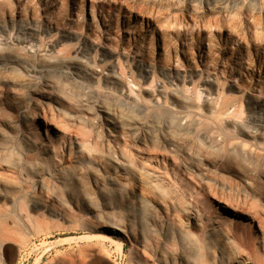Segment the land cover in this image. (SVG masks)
Wrapping results in <instances>:
<instances>
[{"label":"rangeland","instance_id":"374dc122","mask_svg":"<svg viewBox=\"0 0 264 264\" xmlns=\"http://www.w3.org/2000/svg\"><path fill=\"white\" fill-rule=\"evenodd\" d=\"M263 137L264 0H0V264H264Z\"/></svg>","mask_w":264,"mask_h":264},{"label":"bare ground","instance_id":"6f19581e","mask_svg":"<svg viewBox=\"0 0 264 264\" xmlns=\"http://www.w3.org/2000/svg\"><path fill=\"white\" fill-rule=\"evenodd\" d=\"M233 81V80H232ZM253 95H256V94H253ZM255 104H259L260 105V102H258V100L256 101V103ZM259 107V106H258ZM114 117V116H113ZM116 118H117V116H116ZM33 120H36V117H33ZM235 124H237V123H235ZM239 125V124H238ZM242 125V124H241ZM243 126V125H242ZM245 126V125H244ZM246 127V126H245ZM241 129V128H240ZM249 130V129H248ZM252 136V135H251ZM263 139H264V137H263ZM237 144V143H236ZM241 144H242V142H241ZM242 145H244V144H242ZM245 146V145H244ZM247 146V145H246ZM248 147V146H247ZM239 148V147H238ZM241 148H243V146L241 147ZM250 148V147H249ZM246 149H248V148H246ZM236 150V149H235ZM239 150H240V148H239ZM241 150H243V149H241ZM245 150V149H244ZM244 150H243V152H244ZM250 150V149H249ZM247 151V150H246ZM242 152V153H243ZM251 152V151H250ZM249 153V152H248ZM210 154V153H209ZM231 154H232V152H231ZM244 154V153H243ZM247 154V153H246ZM205 155V154H204ZM212 155V154H211ZM230 155V154H229ZM238 155V157H241V155L239 156V153L237 154ZM226 156V155H225ZM243 156V155H242ZM253 156V155H252ZM202 157V156H201ZM210 157V156H209ZM208 157V155L206 154V156H205V159L208 161V162H210V163H213V164H215V163H217L218 162V160L216 161L215 159L214 160H211L210 158ZM228 157V156H227ZM233 157V156H232ZM237 156L235 157L236 158V161L239 159ZM255 158H256V156H255ZM213 159V158H212ZM231 160H233V158L231 159ZM230 160V161H231ZM235 160V159H234ZM241 159H239L238 161H240ZM244 160V159H243ZM203 161V160H202ZM222 163H223V161H221ZM228 162V161H227ZM235 162V161H234ZM240 162H242V160L240 161ZM244 162V161H243ZM233 163V162H232ZM241 164L242 163H238L237 165H239V168H240V166H241ZM244 164V163H243ZM252 164V163H251ZM230 165H232V164H230ZM236 165V164H235ZM242 166H244V165H242ZM241 166V167H242ZM249 166V165H248ZM237 167V166H236ZM255 167V166H254ZM234 168H235V166H234ZM238 168V167H237ZM252 168V167H251ZM250 168V169H251ZM256 168V167H255ZM237 170H241V168L240 169H237ZM244 170H247V169H244ZM256 170V169H255ZM248 171H250V170H248ZM252 171V170H251ZM258 171V170H257ZM241 172V171H240ZM246 172V171H245ZM244 172V173H245ZM253 172V171H252ZM258 172H260V171H258ZM238 173V172H237ZM253 173H255V172H253ZM250 174V173H249ZM256 175V174H255ZM251 176V175H250ZM253 176V175H252ZM262 176V175H261ZM258 177V176H257ZM248 179H249V176H248ZM255 179V180H254ZM250 180V179H249ZM254 182H256V178L254 177L253 179H252ZM8 182V181H7ZM258 182H260V181H258ZM257 182V183H258ZM262 182V181H261ZM256 183V184H257ZM264 185V184H263ZM228 205V204H227ZM229 206V205H228ZM231 206V205H230ZM232 207V206H231ZM226 209V208H225ZM235 209H238L239 210V208H236L235 207ZM228 211V210H227ZM234 212H235V210H234ZM240 212V211H239ZM250 217V216H249ZM252 220H254V218H252ZM109 228H111L112 230H114V232L115 231H120V232H123L124 230L122 229V227L119 225V224H116V223H112V224H110L109 226H108ZM124 233V232H123ZM116 234V233H115ZM118 242V241H117ZM119 244H118V246L119 245H122V243L121 242H118Z\"/></svg>","mask_w":264,"mask_h":264}]
</instances>
